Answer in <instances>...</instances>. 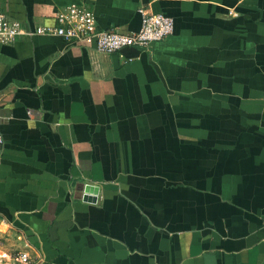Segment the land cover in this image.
<instances>
[{
  "label": "crops",
  "instance_id": "obj_1",
  "mask_svg": "<svg viewBox=\"0 0 264 264\" xmlns=\"http://www.w3.org/2000/svg\"><path fill=\"white\" fill-rule=\"evenodd\" d=\"M71 5L98 31L137 32L147 10L174 33L110 55L52 36L0 43V237H24L39 264H264V0L0 12L29 30Z\"/></svg>",
  "mask_w": 264,
  "mask_h": 264
},
{
  "label": "built area",
  "instance_id": "obj_2",
  "mask_svg": "<svg viewBox=\"0 0 264 264\" xmlns=\"http://www.w3.org/2000/svg\"><path fill=\"white\" fill-rule=\"evenodd\" d=\"M142 25L139 31L122 34L117 31H98L94 13L84 6L71 5L59 9L56 25H39L25 29L22 24L0 12V43L11 44L22 37L52 36L63 38L70 44L94 45L102 54H113L125 48L146 49L162 42L174 33V20L162 14L147 10L140 11ZM4 138L0 133V159ZM21 247L10 246L9 238L0 237V264H39L42 259L34 258L29 251V243L20 236Z\"/></svg>",
  "mask_w": 264,
  "mask_h": 264
},
{
  "label": "water",
  "instance_id": "obj_3",
  "mask_svg": "<svg viewBox=\"0 0 264 264\" xmlns=\"http://www.w3.org/2000/svg\"><path fill=\"white\" fill-rule=\"evenodd\" d=\"M97 188H94V187H86V193H88V192H93V193H95L94 195L96 196L98 193H97ZM86 199V198H85ZM88 200L89 201H92V199L91 198H88ZM93 201H95V199L93 200Z\"/></svg>",
  "mask_w": 264,
  "mask_h": 264
}]
</instances>
